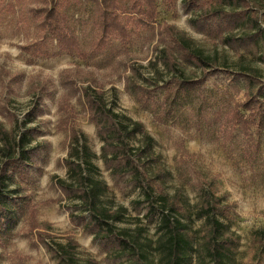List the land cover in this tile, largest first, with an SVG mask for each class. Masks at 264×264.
I'll list each match as a JSON object with an SVG mask.
<instances>
[{
    "label": "trees",
    "instance_id": "trees-1",
    "mask_svg": "<svg viewBox=\"0 0 264 264\" xmlns=\"http://www.w3.org/2000/svg\"><path fill=\"white\" fill-rule=\"evenodd\" d=\"M176 2L178 0H169ZM28 8L37 21L41 42L55 41L59 54L79 55L82 59L96 57L111 40H119L127 54L130 26L145 27L156 32L154 46L158 59L170 77L165 81L151 76L137 78L139 70L131 64L125 75L126 86L140 105L155 116H165L196 104L203 117H209L203 103L206 82L222 71L216 59L206 56L195 41L173 25L155 28L159 11L158 0H36ZM93 5L97 39L89 52L81 50L79 39L69 21L70 8ZM191 15L190 24L197 32L228 43L259 47L264 50V13L261 0H182ZM41 46V44H39ZM37 49H39L37 47ZM264 58V51L262 53ZM193 68L188 73L189 68ZM250 81L257 91L246 93L244 102H236L224 114L223 137L231 140L234 132L248 135L257 120L264 117V84L256 71ZM95 83V82H94ZM83 87L80 104L88 111L103 143L102 160L115 180L127 181L139 192L135 201L143 218L154 225L153 238H145L144 228L122 227L129 219L123 205L109 199V186L99 177L86 135L72 127L67 176L57 179V186L80 208L73 220L93 237L107 255L126 264H234L241 245L233 230L235 215L225 195L215 191L212 182H204L192 166L187 152H182L181 166L175 175L155 151V140L145 125L116 111L108 104L104 87ZM82 85H84L82 83ZM161 90L158 97L154 95ZM194 107V106H192ZM25 124V123H24ZM26 126V124H25ZM33 130L21 132L0 126V236H5L27 217L29 231L43 238L36 218L35 206L23 195L20 185L29 180L37 148L31 146ZM186 182V183H185ZM195 192L192 202L187 192ZM190 188V187H189ZM137 222L141 219L135 217ZM253 243L264 252V231L253 234ZM57 264H97L92 258H82L79 245L68 237L65 243L47 245Z\"/></svg>",
    "mask_w": 264,
    "mask_h": 264
},
{
    "label": "rangeland",
    "instance_id": "rangeland-1",
    "mask_svg": "<svg viewBox=\"0 0 264 264\" xmlns=\"http://www.w3.org/2000/svg\"><path fill=\"white\" fill-rule=\"evenodd\" d=\"M37 4L36 0H0V126L15 133L24 127L33 130L31 146L38 150L35 168L20 188L35 206L37 221L43 228L40 232L45 236L38 238L37 231L32 234L27 217L21 216L9 234L0 236V264H57L45 244L65 243L68 237L78 243L82 258H92L97 264H126L114 255L108 256L73 220L79 205L57 186V179L67 176L65 160L72 127L86 135L96 154L94 162L99 177L109 186V199L128 208L130 218L121 226L134 229L137 225L146 230L145 238L154 237V225L148 224L135 203L139 192L127 181L115 180L102 160L103 143L79 101L87 83L93 88L98 86L95 83L102 85L110 106L145 125L155 140L156 153L173 172L176 183L181 154L187 152L190 163L201 174L197 177L212 182L215 191L233 205V230L241 240L234 264H264V252L260 253L253 243V234L264 231V117L257 120L248 135L236 131L231 140L222 135L224 123L220 117L234 103L244 102L246 93L257 91L259 84L248 78L253 76L251 71H256L258 81L264 84L261 42L257 48L201 34L191 26V15L184 10L182 0H158L155 28L175 26L193 39L206 56L222 65V71L206 82L203 103L209 117H203L196 104L160 117L140 105L125 80L131 64L136 65L137 78L143 81L153 75L165 81L170 77L154 50L156 32L131 25L127 54L119 40H111L96 57L84 60L79 55L57 53L51 39L40 41L37 21L28 10ZM261 5L263 14L264 0ZM68 15L81 50L89 52L97 39L93 5L70 8ZM192 71L190 67L188 73ZM160 93L158 90L154 96ZM189 187L187 192L194 202L195 192Z\"/></svg>",
    "mask_w": 264,
    "mask_h": 264
}]
</instances>
